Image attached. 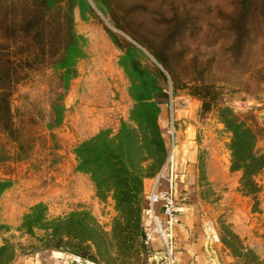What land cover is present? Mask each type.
<instances>
[{
	"label": "rangeland",
	"instance_id": "374dc122",
	"mask_svg": "<svg viewBox=\"0 0 264 264\" xmlns=\"http://www.w3.org/2000/svg\"><path fill=\"white\" fill-rule=\"evenodd\" d=\"M60 1L81 46L60 121L51 105L62 89L50 67L33 62L17 39L4 48L22 68L6 89L21 129L0 132V264H50L64 252L96 264H147L142 202L159 172L124 203L109 186L97 190L75 156L80 144L113 136L129 120L136 70L167 96L154 93L167 152L172 135L175 142L178 186L188 164L177 156L178 129L194 126L198 161L190 200L187 190L180 199L197 207L217 264H264V168L252 182L231 169L235 124L264 155V1ZM24 3L0 0V11L10 7L2 16L13 18Z\"/></svg>",
	"mask_w": 264,
	"mask_h": 264
},
{
	"label": "trees",
	"instance_id": "16d2710c",
	"mask_svg": "<svg viewBox=\"0 0 264 264\" xmlns=\"http://www.w3.org/2000/svg\"><path fill=\"white\" fill-rule=\"evenodd\" d=\"M59 1L25 0L19 11L13 5L12 10L16 13L13 18L8 14L2 16V11L9 10V6H4L0 11V132L7 131L11 134L21 129L19 123L15 122L6 94L13 76L17 70H22L21 67L12 65L4 52L8 43L15 40L17 44L16 39L20 41V45L30 48L33 62L47 64L56 76L57 86L61 87L62 93L56 94L51 112L56 120L62 119V102L71 80L77 75L75 64L81 58V46L70 16H66L60 6H56L60 5ZM261 2L264 10V2ZM259 16L264 18V12ZM136 75L137 80L131 82L129 87L133 102L129 120L120 122L115 135L99 133L88 142L80 144L75 151L78 170L90 174L97 190L102 186H109L120 197V202L124 203H129V199L137 200L143 180L161 170L167 152L158 126L161 102L154 93H161L165 100L167 96L162 89H158L154 80H151L153 87L148 89L144 79L149 76L147 72L136 70ZM137 90L145 93L136 96ZM226 127L232 131L229 125ZM235 128L238 134L233 132L231 169L241 172L242 182H252L264 168V155L253 152L252 134L247 128L242 124H235ZM145 162L148 165L143 168ZM145 205L146 202H142V210ZM144 251L147 253L145 248ZM64 254L73 255L69 252Z\"/></svg>",
	"mask_w": 264,
	"mask_h": 264
},
{
	"label": "built area",
	"instance_id": "2783aa9c",
	"mask_svg": "<svg viewBox=\"0 0 264 264\" xmlns=\"http://www.w3.org/2000/svg\"><path fill=\"white\" fill-rule=\"evenodd\" d=\"M173 135L167 157L157 174L142 210L143 247L147 264H175L176 237L174 226L186 214V207L177 196L178 177ZM64 264H96L75 255L62 254Z\"/></svg>",
	"mask_w": 264,
	"mask_h": 264
},
{
	"label": "crops",
	"instance_id": "0c3cea01",
	"mask_svg": "<svg viewBox=\"0 0 264 264\" xmlns=\"http://www.w3.org/2000/svg\"><path fill=\"white\" fill-rule=\"evenodd\" d=\"M182 123L184 124L183 128L178 129V135H182V138L177 156L180 157V160L184 157L188 164L186 165L184 180H181L183 184L177 188V196L180 198V195L186 194L187 190L189 201L190 190L188 186L194 180V167L198 161V153L194 141L196 137L194 126L190 121L188 123L182 121ZM187 210L186 214L174 226L176 237L175 264H217L212 253V241L208 238L206 228L198 216L197 207L188 203ZM57 257L53 256V263L50 264L65 263L62 254H58ZM28 264H38V261L34 259Z\"/></svg>",
	"mask_w": 264,
	"mask_h": 264
}]
</instances>
